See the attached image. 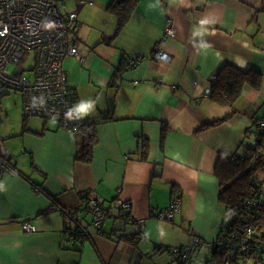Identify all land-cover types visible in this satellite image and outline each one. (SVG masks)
<instances>
[{"label": "crops", "instance_id": "obj_1", "mask_svg": "<svg viewBox=\"0 0 264 264\" xmlns=\"http://www.w3.org/2000/svg\"><path fill=\"white\" fill-rule=\"evenodd\" d=\"M84 1L70 0L69 8L78 26L71 39L86 56L83 65L73 57L63 68L72 112L83 121L102 113L111 119L97 126L88 164L74 161L81 137L55 120L21 128L5 142L17 174L0 183V264H178L170 249L218 238L226 207L215 163L244 155L254 140L247 131L264 119V0H139L114 38L116 18L106 9L112 0ZM166 20L171 38L163 35ZM156 48L169 60H153ZM139 56L145 61L111 82L117 67ZM223 65L261 73L262 85L245 86L236 113L207 128L231 110L205 94ZM89 197L108 214L96 230L83 211ZM175 198L174 219L159 218ZM121 202L130 205L125 222L116 221ZM70 211L80 213L88 238L66 248L76 224ZM203 251L197 248L189 264H200Z\"/></svg>", "mask_w": 264, "mask_h": 264}, {"label": "built area", "instance_id": "obj_2", "mask_svg": "<svg viewBox=\"0 0 264 264\" xmlns=\"http://www.w3.org/2000/svg\"><path fill=\"white\" fill-rule=\"evenodd\" d=\"M66 0H0V97L12 91L22 97V114L25 118L55 120L62 129L75 132L80 119L73 111L74 96L67 85V76L63 69L66 57H74L79 65H83L86 56L78 51V45L72 41L78 31L76 12H62ZM92 4L89 0H86ZM51 25V26H49ZM165 38L173 37V24L165 21L163 28ZM264 53V47L261 48ZM156 61H168L167 54L160 48L152 54ZM127 68L133 70L145 57L139 56L127 60ZM216 76L210 80L211 85ZM210 95V88L205 90ZM258 126L264 127V119ZM5 141L0 136V183L3 175H15L9 153L6 152ZM180 200L175 198L170 207L158 213L161 219L172 220L180 210ZM84 209L91 216V225L99 229L108 218V214L99 207L94 198H86ZM129 203L119 204L117 222L129 219ZM264 212V201L261 196H253L245 200L241 208L231 209L225 213L230 221L247 222L242 228L224 230L214 243H204L194 238L193 244L185 248L170 249L179 264H189L195 257L197 248L209 253H226L225 264H263L264 251L258 239L254 222ZM68 217L76 220L75 229L67 233L64 241L66 248L77 244L80 238H88V230L79 220L77 211L67 212ZM23 230L35 233V227L28 223L22 225ZM79 239V238H78Z\"/></svg>", "mask_w": 264, "mask_h": 264}, {"label": "trees", "instance_id": "obj_3", "mask_svg": "<svg viewBox=\"0 0 264 264\" xmlns=\"http://www.w3.org/2000/svg\"><path fill=\"white\" fill-rule=\"evenodd\" d=\"M138 2L139 0H112L107 6L106 9L109 11L108 13H111L116 18V28L112 36L113 38L125 27ZM126 70H128L127 64L126 67H117L113 73L111 82L123 72H126ZM262 81L261 73L253 70L244 72L240 69L233 68L232 66L223 65L216 75V81L210 86L209 97L219 106H227L231 110L222 119L215 120L205 127H214L223 124L230 119V117L236 113L233 105L242 95L244 87L248 86L251 89L258 91L261 88ZM71 92L73 93L72 90ZM24 119L28 118L24 117ZM110 119L111 117L109 115L102 113L92 119L84 121L80 120V125L74 132L81 137L77 148H75L76 152L74 161L88 164L93 160V147L98 143L96 128L99 124L105 123ZM258 122L259 120H255L253 122V128L250 127L247 131L248 135L252 134L254 136V142L247 148L244 155L234 156L231 159L220 156L215 163V176L220 182L218 199L220 203L226 207L227 212L231 209L241 208L243 202L252 199L253 196H261L258 183L254 181L253 178V176L259 171H264V127L262 128L261 126H258ZM24 125L25 123L21 126L22 131L26 132L28 130ZM15 172L17 173V171ZM32 188L37 192H43L40 185L32 184ZM246 224L247 222L234 220L228 221L225 218L219 234L224 230L242 228V226ZM254 227H257V234H255L254 238L259 240L264 251V212H262L260 217L254 222ZM73 235H75L78 240V244H82L83 241H85L84 238H80L81 236L76 230L73 231ZM213 253V258L207 260V264L211 261L214 262V264H225L226 253Z\"/></svg>", "mask_w": 264, "mask_h": 264}, {"label": "rangeland", "instance_id": "obj_4", "mask_svg": "<svg viewBox=\"0 0 264 264\" xmlns=\"http://www.w3.org/2000/svg\"><path fill=\"white\" fill-rule=\"evenodd\" d=\"M66 2L67 4H65L62 7L63 13L71 11L69 10V8L71 7L70 0ZM68 58H73V57H66L64 59L65 61H63L62 63L64 69L67 68V65H68L67 62H69V60H72ZM21 101H22L21 94L14 93L12 91L6 93L5 96L0 97V136L6 139L5 141L6 143L13 140L12 138H14V135H12V133L16 131H21V128H22L21 126L24 123H25L24 126H26V128H28L29 130H34L38 126L41 127V125L45 122L44 120L39 119V118L24 119V115L22 114V102ZM50 122H54V121H50ZM261 174L262 172H259L255 176H253L254 181L259 183L258 176ZM207 256H209L210 259L213 258V255L209 254L208 251H203V253H201V255L199 256L200 257L198 260L199 263L204 264ZM194 261L195 260L193 259L192 262ZM211 264H214V262L211 261Z\"/></svg>", "mask_w": 264, "mask_h": 264}, {"label": "flooded vegetation", "instance_id": "obj_5", "mask_svg": "<svg viewBox=\"0 0 264 264\" xmlns=\"http://www.w3.org/2000/svg\"><path fill=\"white\" fill-rule=\"evenodd\" d=\"M178 263V261H176ZM179 264V263H178Z\"/></svg>", "mask_w": 264, "mask_h": 264}, {"label": "clouds", "instance_id": "obj_6", "mask_svg": "<svg viewBox=\"0 0 264 264\" xmlns=\"http://www.w3.org/2000/svg\"><path fill=\"white\" fill-rule=\"evenodd\" d=\"M49 26H51V25H49Z\"/></svg>", "mask_w": 264, "mask_h": 264}]
</instances>
